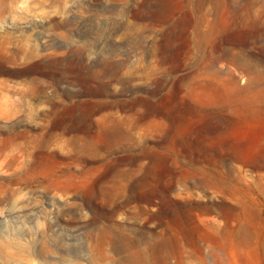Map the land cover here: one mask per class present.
Listing matches in <instances>:
<instances>
[{"label": "rangeland", "instance_id": "obj_1", "mask_svg": "<svg viewBox=\"0 0 264 264\" xmlns=\"http://www.w3.org/2000/svg\"><path fill=\"white\" fill-rule=\"evenodd\" d=\"M0 264H264V0H0Z\"/></svg>", "mask_w": 264, "mask_h": 264}]
</instances>
